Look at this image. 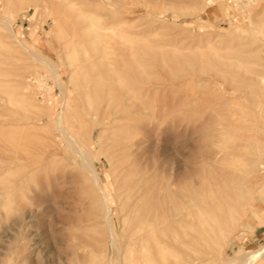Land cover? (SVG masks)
Listing matches in <instances>:
<instances>
[{
	"label": "rangeland",
	"instance_id": "obj_1",
	"mask_svg": "<svg viewBox=\"0 0 264 264\" xmlns=\"http://www.w3.org/2000/svg\"><path fill=\"white\" fill-rule=\"evenodd\" d=\"M99 189L185 264H264V0H0V264H106Z\"/></svg>",
	"mask_w": 264,
	"mask_h": 264
},
{
	"label": "bare ground",
	"instance_id": "obj_2",
	"mask_svg": "<svg viewBox=\"0 0 264 264\" xmlns=\"http://www.w3.org/2000/svg\"><path fill=\"white\" fill-rule=\"evenodd\" d=\"M103 30H106V28H103ZM99 38L107 39V36L105 34H101ZM95 41L90 42L89 45L94 46ZM101 49L103 52L108 51V42L106 40L104 41ZM44 64L48 66V64ZM110 73H112V71ZM55 80L57 81V79ZM58 86H60V84H58ZM130 91L132 92V90ZM66 103L67 100L64 97V108H62V110L57 115L55 129H57L59 137L62 139L64 145L76 157L82 168L89 172L93 181L97 182V176L95 171L92 169L91 162L88 158L90 151L88 148H84L79 141V138L82 135L80 133H82L84 130V125L86 124L85 120L81 115H65L66 113L70 112L68 111ZM69 117L73 119V123H69ZM98 125H100V123H98ZM79 130H81V132H79ZM100 193L102 195V217L107 229L108 251L106 258L108 262L106 264H114L113 257H115L116 262H118V258L121 257V264H185L183 260H177V255L175 256L174 252L168 251L170 249L169 244L175 240L174 234L172 235V230L169 229L166 223L168 219L164 218L160 214L157 215V211H148L145 215L138 218V223H136V226L132 230H125L124 225L121 224L122 219L119 217L117 219V224L119 225V228L117 227V231V229L113 226L112 220L114 217V209L110 206L107 198L104 196V193L101 190ZM124 209L121 210L123 211ZM186 217V214L182 212H177V214L174 216V218L177 220H175L173 223L175 224L177 230L184 227L186 224ZM118 238L121 241V245L117 242ZM263 250L264 248L255 251L256 253L254 254V257H258Z\"/></svg>",
	"mask_w": 264,
	"mask_h": 264
}]
</instances>
